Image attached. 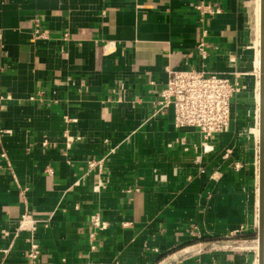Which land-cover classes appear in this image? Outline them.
Masks as SVG:
<instances>
[{"label":"crops","instance_id":"crops-1","mask_svg":"<svg viewBox=\"0 0 264 264\" xmlns=\"http://www.w3.org/2000/svg\"><path fill=\"white\" fill-rule=\"evenodd\" d=\"M254 4L0 0V264H258ZM185 69L237 88L208 152L157 112Z\"/></svg>","mask_w":264,"mask_h":264},{"label":"built area","instance_id":"built-area-1","mask_svg":"<svg viewBox=\"0 0 264 264\" xmlns=\"http://www.w3.org/2000/svg\"><path fill=\"white\" fill-rule=\"evenodd\" d=\"M197 9L207 14L217 12V9L213 10L209 6L199 5ZM35 33L37 37L43 34L39 29ZM207 47L204 39L197 44V53L202 61L207 58ZM236 91L233 82L214 73L202 69L173 70L169 73L166 86L160 91L157 112L162 113L171 106L174 126L198 129L204 140L203 150L208 152L210 137L222 132L230 124L231 99ZM94 164L88 162L90 167ZM90 222L93 229H104L107 225L97 214L91 215ZM34 224L35 221L24 214L18 226L20 230H25L33 229ZM93 235L94 232L91 233ZM40 252L39 245L31 241L25 264H37Z\"/></svg>","mask_w":264,"mask_h":264},{"label":"water","instance_id":"water-1","mask_svg":"<svg viewBox=\"0 0 264 264\" xmlns=\"http://www.w3.org/2000/svg\"><path fill=\"white\" fill-rule=\"evenodd\" d=\"M264 0H261V46H260V75H259V86H260V101H259V130H260V141H259V224H258V263L264 264V106H263V94H264Z\"/></svg>","mask_w":264,"mask_h":264},{"label":"bare ground","instance_id":"bare-ground-1","mask_svg":"<svg viewBox=\"0 0 264 264\" xmlns=\"http://www.w3.org/2000/svg\"><path fill=\"white\" fill-rule=\"evenodd\" d=\"M254 8H255V10H254V16H255L254 35H255V39H254L253 43H254V50H255L254 53L256 55V57H255V73L257 75H260V68H261V63H260L261 0H255ZM263 19H264V15H263ZM255 91H256L255 93L257 95V98L259 97V101H260V86L259 85L256 86ZM263 106H264V94H263ZM258 125H259V123H258ZM260 135L261 134H260V130H259V141H260ZM263 141H264V134H263ZM258 190H259V184H258ZM257 207L258 206H256V209H257ZM258 216H259V214H258ZM255 264H257V262Z\"/></svg>","mask_w":264,"mask_h":264},{"label":"rangeland","instance_id":"rangeland-1","mask_svg":"<svg viewBox=\"0 0 264 264\" xmlns=\"http://www.w3.org/2000/svg\"><path fill=\"white\" fill-rule=\"evenodd\" d=\"M255 10V8L253 9V11ZM254 16V15H253ZM254 24H255V21H254ZM258 78H259V76H258ZM256 122H257V120H256ZM259 123V122H258Z\"/></svg>","mask_w":264,"mask_h":264}]
</instances>
